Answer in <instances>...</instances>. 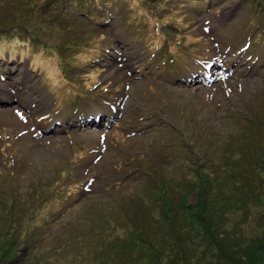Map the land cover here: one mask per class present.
I'll return each instance as SVG.
<instances>
[{"label": "rangeland", "instance_id": "rangeland-1", "mask_svg": "<svg viewBox=\"0 0 264 264\" xmlns=\"http://www.w3.org/2000/svg\"><path fill=\"white\" fill-rule=\"evenodd\" d=\"M130 1L144 16L135 15L131 19L128 15L125 25L119 20L127 12L123 3L109 10L111 16L98 23L97 32L92 28L86 31L85 22L78 30L77 21H68L71 31L78 30L80 36L96 39L103 34L100 42L106 47L104 53L100 52L102 56L98 62L89 66L86 65L90 61L76 67H70L68 63L63 67L60 65L56 80H49L47 74L41 78L36 72H29L27 62L23 59L18 62L17 56L14 58L16 63L7 67V71L19 70L16 74H7L10 81L6 79L3 85L0 82V193L14 185L18 195L0 198V216L7 217L10 222L6 224V230L0 225V264H102L95 262L96 255L97 261L104 259L105 264H264V195L253 197V200L248 198L247 204L236 202L234 197L215 201L213 195L217 188L212 185L209 195H205L206 201L196 193L198 179L194 174L196 171L201 177L222 176L221 183L226 178L232 183V177L235 188L242 184L240 179L233 178L235 173L240 175L242 151L234 160L239 162L234 167H231L233 160L228 163V157L243 143H248L244 142V132L239 136L237 126L240 119L237 116H242L246 125L252 121L249 108L254 105V100L262 98L254 108L264 104V33L257 24L248 25L249 15L239 0H211L212 10L206 18L203 12L189 18L181 15L180 29L183 31L180 35L187 44L191 41L190 47L173 48L179 43L175 42L179 36L174 34L177 31L170 25L162 27V33L169 39L161 53L168 57L182 56L170 67L169 62H161L155 49L160 47L161 37L156 28L162 18L156 19L152 14L161 15L169 9L180 11L182 8L173 2L163 4V0L156 7L141 4V0ZM1 4L0 15H12ZM25 9L18 11L15 17L23 19L25 27L29 28L33 19L26 18L28 16L22 11ZM58 11L51 10L48 14L55 15ZM84 14L91 16L88 11ZM57 28L61 29L62 25L57 24ZM260 28H263L262 24ZM1 39L4 40L2 36ZM15 40L19 38L15 37ZM62 48L56 45L51 51L60 53ZM147 49H151L150 53ZM184 50L189 52L181 55ZM76 59L84 60V57L76 56ZM211 65L220 68L212 72L207 82L196 85L186 82L195 73L201 74L195 80L206 78L211 74ZM166 75H171L174 80L167 82ZM68 84L81 92L88 90L87 94L92 95L86 100L82 94L73 96L74 101H83L81 105L73 103L74 110L85 108V116H93L96 112L103 114L106 113L104 100L115 112L109 113L115 121L109 126L104 123L97 129H84L81 120L66 116L69 106L56 110L58 90H67ZM148 87L153 89L152 92ZM49 89L53 91L51 94ZM185 100H191L190 108L196 110L199 120H205L200 125V133L212 137L210 147L203 142L186 140L189 147L179 153L183 165H180L179 157L161 161L153 148L149 159L131 154L130 162L126 163L130 153L147 148V139L167 141L172 138V125H179L182 120L180 114L174 119L172 112L177 108L186 111ZM152 101L155 110L159 111L155 115L147 111ZM93 103L96 104L94 110L89 108ZM175 129L185 137L181 128ZM145 132L148 133L142 138L141 146L139 135ZM231 133L237 135L229 140L231 144L225 145ZM115 142L118 145L113 148ZM204 146L209 150H204ZM82 148L85 149L80 159L87 157V150L105 152L95 154L94 157H102L89 160L78 177L71 176L82 182L72 203L59 197L51 202L55 207L49 210L47 217L42 218L45 209L39 208L33 199L41 201L43 193L46 197L55 196L54 190L45 192L60 174L55 168H63L68 158L73 163L78 161ZM152 158L164 165L159 170L157 182L161 197L157 202L150 200L151 195L156 196L151 191L154 188H150L145 196L137 193L133 201H129L127 197L134 187L140 191L142 184L137 186L138 179L128 175L137 174L140 181L148 180L149 177L140 173L134 164L143 160L151 162ZM242 162L246 169L251 165L245 159ZM118 163L123 170L116 172L113 164ZM176 167L178 170L172 174ZM259 177L261 183L255 179L252 184L264 186V173ZM113 183L116 184L111 187ZM229 191L227 187L225 193ZM244 192L257 194L253 185ZM241 193L240 190L233 196L241 198ZM200 200L205 201L203 206ZM241 200L246 201L243 197ZM138 203L144 206H134ZM58 219H61L59 223L43 231L47 222L52 224ZM215 222L220 223L215 228L208 225ZM156 223L160 226L152 229ZM15 224L22 228H16ZM41 231L48 237L38 241ZM226 233L230 235L229 239H235V244L227 239ZM224 238L227 240L225 244ZM243 246H248L246 251L250 254L256 250L252 247L257 248L258 253L253 256L256 263L246 262L241 256L231 258L229 263L220 258L221 252L223 255L235 251L243 253ZM112 251L118 256L113 260L109 257Z\"/></svg>", "mask_w": 264, "mask_h": 264}, {"label": "trees", "instance_id": "trees-1", "mask_svg": "<svg viewBox=\"0 0 264 264\" xmlns=\"http://www.w3.org/2000/svg\"><path fill=\"white\" fill-rule=\"evenodd\" d=\"M114 1L117 0H0V3H2L1 6L7 7L8 11L12 12V15H9L8 17L5 15H0V59L3 58L2 52H8L10 55L13 52H16L17 55H19V53L23 54V57L26 58L27 60H30V58H32L33 59L32 66H34V61L36 60L38 61L42 59L41 65L47 67L52 65L57 72L61 69V66L63 67V64L65 63H68L70 67L82 66V65H75L76 63H78V60L75 61L76 59L75 54L76 51L78 50L77 44L96 47V39L92 37L86 38L80 36L76 32H72L70 27L68 26L69 20H66L65 17L62 16V14H66L69 12V9H72L73 11H75L76 14L74 20L77 21L78 24L81 22V20H85L88 22L97 21L98 19H100L97 15V11L103 13L102 16H106L105 13L106 8L111 6V4ZM142 1L143 0L140 1L141 4L151 7H156L160 2H162L160 0H146L144 3H142ZM165 1L167 0H163V3ZM241 1L244 3L246 7H248L251 10V18L249 20V23L259 24V21L262 20V23L260 24L263 25V29H264V0H241ZM124 2H130V0H126ZM137 7L138 6L135 5L134 2H131L129 5V14L131 16L136 15L139 17H143L144 13H142L140 8ZM23 8H26L25 10H22L28 16L26 18L33 19V21L29 24V28L25 27V23H23L24 22L23 19H21L20 17H19L20 19L17 18L18 16L15 17V14ZM51 10H59L58 11L59 13L55 15H49L48 12ZM85 11L91 13V16L84 14ZM152 15L156 19L162 18L160 19L161 22L160 25H158V27L156 28L157 35L161 37V40L159 42L160 47L157 49L161 50L166 47L168 38H166L165 34H163L160 31V27L162 28L165 25H170L171 28L173 27L174 29H177L176 24L181 26L182 21L179 17L174 16L173 12H171L170 9L169 11L167 10L166 14H161V15L152 14ZM34 22L36 24H34ZM173 22H176V24H174ZM57 24H61L62 28L58 29ZM1 36L4 38V40L1 39ZM15 37H18L19 40H15ZM100 37H103V35H100ZM181 42L182 41L176 43L173 46V48H175V46L182 48L187 46L185 42L183 43ZM56 45L63 46L60 53H54L51 51V47ZM39 54H42L41 59L39 58ZM78 54H80V52ZM46 58H50L52 62L51 63L50 61L47 62L45 60ZM41 65H39V67H41ZM71 96L79 97L78 94H73L70 90H66V92L63 95H58L57 98L59 100H63L64 105L77 102L74 101L73 99L72 101H70L69 98ZM259 101H262V98L257 97L254 100V105L249 108L250 114H252L253 117H252V121L246 122L244 135L241 132H239V136L241 134L245 136L244 142L247 141L248 143L247 144L243 143L242 147H240L239 150L232 153L233 156L232 154H230L228 157V163L229 161L233 160L231 167H234L239 164L238 161H234V160L238 159L239 156L237 155H240L242 151V158L239 169L240 175L235 173L233 177L235 179H240L239 183L242 184L240 185V187L235 188V182L233 183L232 177H230L232 183L227 182L228 179L226 177H225L226 180L221 183L223 179L221 178L222 176L208 177V178L201 177L200 173L199 172L197 173L195 171L194 174L196 173V178L198 179V184L196 185L195 189L197 195L201 197V199L205 198L206 201L208 200V198L205 197V195L206 194L209 195V190L211 189L212 185L217 188L216 190L217 193L215 191L213 195V199H215V201H220L222 199H224L223 201H226L231 197L232 198L234 197L233 199L236 202L237 201H239V203L245 202L247 204L248 198H252L251 200H253V197L255 198L264 195V186H262V184H257V185L252 184L255 179L257 180V182L261 183L259 174L264 173V104L258 106L257 108H254V106ZM232 135L233 134L231 133V135H229V137L226 138L228 142L225 141L226 142L225 145L231 144L229 140L234 139L235 135L237 134L233 136ZM196 139H198V135L196 136ZM203 143L210 147L209 141H203ZM261 146L263 148H261ZM204 150L208 151L209 149L206 148V146H204ZM232 157H234V159H232ZM243 159H245L247 164H251L248 169H246L244 165H242L244 163L242 162ZM216 168L217 167H214V169ZM257 170H260V172H258ZM220 183L221 185L218 186ZM251 185L255 187L257 194L244 192V190L248 189ZM227 187L229 188L230 191L225 193ZM240 190L242 191L241 196L246 201H242L241 200L242 197L240 198L239 196H235V195L233 196L234 193H238ZM159 197H161V193ZM125 202H123V204ZM204 202L200 200L199 203L201 206H203ZM134 206L139 207L144 205L138 203V204H134ZM7 223H10L9 219L5 216H0V225L3 226L4 230L7 229L5 228ZM218 224L215 222L213 223V225H211L210 223L208 225L210 227L215 228L217 227ZM15 226L16 228H21V225L17 226L15 224ZM159 226L160 225L156 223L152 229H155L156 227ZM188 227L187 229L189 230L190 227L189 228ZM11 228L15 229V227H11ZM225 235L227 239L230 238V235L228 233H226ZM185 236H188V234ZM141 238L142 237H140V240ZM229 240L235 244V239L232 240L229 239ZM222 241L224 244L227 243L226 238L222 239ZM242 243H244V241H241V244ZM243 248H245L244 250H242L243 253H240L239 251H235L232 252L231 254L223 255V253L221 252L219 253L220 258L223 259L224 261H227V263H229L230 261H232L231 258L236 259L237 257L241 256L246 258V262L256 263V259L253 256L257 255L258 253L257 248L252 247L253 249L256 250H254L251 254L249 251H246L248 250V246L247 247L243 246ZM232 249H234V247ZM178 252H180V250ZM238 253H240V255H236ZM116 255L117 253L112 251L109 257L110 259H112L113 257H118ZM97 259L98 258L96 255L95 262L105 264L104 259L98 261Z\"/></svg>", "mask_w": 264, "mask_h": 264}]
</instances>
